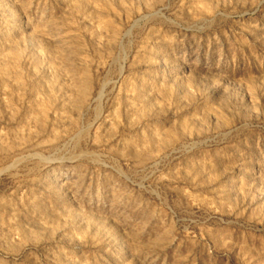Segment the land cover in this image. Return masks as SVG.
<instances>
[{"label":"rangeland","instance_id":"1","mask_svg":"<svg viewBox=\"0 0 264 264\" xmlns=\"http://www.w3.org/2000/svg\"><path fill=\"white\" fill-rule=\"evenodd\" d=\"M0 264H264V0H0Z\"/></svg>","mask_w":264,"mask_h":264}]
</instances>
